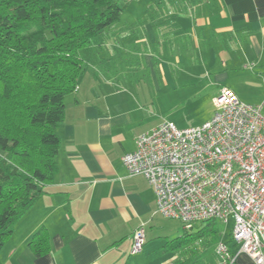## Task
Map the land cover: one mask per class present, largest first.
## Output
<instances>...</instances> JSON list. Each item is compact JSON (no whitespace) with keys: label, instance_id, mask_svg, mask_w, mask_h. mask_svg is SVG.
<instances>
[{"label":"crops","instance_id":"0c3cea01","mask_svg":"<svg viewBox=\"0 0 264 264\" xmlns=\"http://www.w3.org/2000/svg\"><path fill=\"white\" fill-rule=\"evenodd\" d=\"M175 7H156L151 17H137L124 27L127 32L133 24L137 31L134 40L128 32L120 48L146 65L148 83L124 80L121 71L113 74L84 61L76 88L64 97L58 172L15 221L0 249V264H203V257L193 254L211 246L216 259V242L230 240V231L227 238L220 232L217 238L179 235L175 222L156 212L145 177L130 175L121 156L135 149L138 134L158 124L149 119V109L153 94L163 88L176 91L198 82L218 94L225 86L264 111V0L197 5L182 0ZM110 40L95 47H113ZM131 43L145 48L132 49ZM138 227L145 242L133 251ZM40 229L48 235L49 249L37 256L29 241ZM235 264L252 261L240 253Z\"/></svg>","mask_w":264,"mask_h":264},{"label":"trees","instance_id":"16d2710c","mask_svg":"<svg viewBox=\"0 0 264 264\" xmlns=\"http://www.w3.org/2000/svg\"><path fill=\"white\" fill-rule=\"evenodd\" d=\"M123 1L0 0V249L58 172L57 128L84 68L79 51L118 19ZM217 222L192 227L217 238ZM29 246L37 256L47 252L46 231Z\"/></svg>","mask_w":264,"mask_h":264},{"label":"built area","instance_id":"2783aa9c","mask_svg":"<svg viewBox=\"0 0 264 264\" xmlns=\"http://www.w3.org/2000/svg\"><path fill=\"white\" fill-rule=\"evenodd\" d=\"M213 112L199 125L178 128L162 121L135 137V149L121 156L130 175L145 177L156 212L179 219L185 229L207 219H232V250L215 244L218 264H235L240 253L264 264V111L222 86ZM142 227L132 250L144 244Z\"/></svg>","mask_w":264,"mask_h":264},{"label":"rangeland","instance_id":"374dc122","mask_svg":"<svg viewBox=\"0 0 264 264\" xmlns=\"http://www.w3.org/2000/svg\"><path fill=\"white\" fill-rule=\"evenodd\" d=\"M181 1L182 0H126L121 2L123 5H125V7L118 19L106 27L102 32H100L96 38L91 40L89 45L81 48L79 54L84 59L85 63H92L93 61V63H97L99 67L106 68L113 74H115L117 71L123 72L120 76L124 80L142 81L144 79L148 83L149 77L146 65H143L140 60H138L137 56H132L131 54H128L129 52L121 50L120 48L121 39L123 37L124 39L127 38L126 34L130 32V37H132L130 40H134V34L137 31L135 28H133V24L129 26L127 32L124 27L128 25V22H131L132 19L137 17H140L142 21L146 19L144 18L146 15L147 17H151V13L153 14L155 12L153 10H155L156 7H175L178 4L180 5ZM190 1L194 5H197V3H203L204 0ZM107 38L111 39L110 42H114L115 45L113 47L101 50L95 47L96 44L101 41V39ZM146 46L149 47V45ZM121 47L125 48L123 44H121ZM131 48L142 50L145 47L143 44L131 43ZM99 56L102 59H100ZM124 71H128V77H126ZM143 72L145 75L144 77H142ZM123 75H125V77H123ZM194 83L195 84L193 87H185L183 89L179 88L176 91L163 88L162 91L153 94L154 101L152 104L153 106L149 109L151 112L149 119L151 121H155L156 123L169 121L178 128L199 125L207 120L213 112L212 97L217 94V91L214 87L201 89L200 83ZM165 220L175 222V225H177L176 228L178 229V234H186L187 239L192 238V236L188 235V233H191L193 236L197 234L198 230L196 225L191 229H185L183 223L179 219L167 218ZM217 224L220 237L227 238L232 227L231 217L228 218V222H221L218 220ZM194 257L196 259L203 257V259H201L203 260V264H206V262H208V264L219 263L218 259H214L213 257L211 246H209L206 251L202 250L200 252H196L193 254V258Z\"/></svg>","mask_w":264,"mask_h":264}]
</instances>
